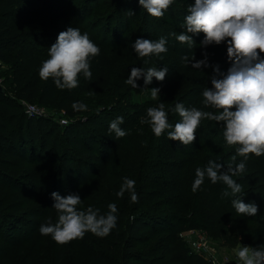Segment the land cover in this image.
<instances>
[{
	"label": "rangeland",
	"instance_id": "obj_1",
	"mask_svg": "<svg viewBox=\"0 0 264 264\" xmlns=\"http://www.w3.org/2000/svg\"><path fill=\"white\" fill-rule=\"evenodd\" d=\"M58 3L59 0H52ZM102 0H96L101 2ZM128 2L130 7L139 6V12L135 18L133 29L130 32H119L121 39L116 40L112 32L106 43L95 41L98 31L106 25V17L111 12L112 7L122 2ZM104 7L95 8L94 3H87V0H78L75 7H82L80 10L81 22L78 23V16L66 21V17L59 22L51 24V20H44L42 26L45 46L48 48L55 43L58 34L67 30L68 27L79 28L81 33H87L90 40L100 48V54L90 61L91 80L85 77L81 79V88L85 90L86 96L76 94L73 102H81L87 105L86 111H76L69 104L66 109L58 107V99L62 89L58 93L52 104L43 107L45 118L50 123L62 128L60 120L65 119L67 123L76 120H85L98 111L112 109L109 115L101 114L97 116V122L91 123L89 127L96 128L101 136H106L104 129L99 122H111L118 116L123 118L134 117V121L127 124L124 131L126 136L114 142L108 161L99 169L91 172L87 180L79 185H65L57 178L59 162L57 159L46 160V154L39 157L20 158L16 155L4 157L0 162V170L4 177L0 178V213L4 216L0 218V224L10 226L7 235L0 234V247L3 249V256L0 264H97V260H103L105 264H132L135 254L147 259L151 264H186L184 254L180 248V240L188 244L190 238H194L196 233L202 232L207 235L209 245L212 249L211 256H206L205 261L211 264H239L235 255V250L242 246V243L235 242L232 238L213 239L206 230L201 228L186 229L182 221L169 223L167 227L158 224L150 227L142 223V211L149 210L159 214L175 213L177 208L184 206V212L191 209L188 193L177 197L179 191H172L167 194V175H160L158 171L148 168L143 162L145 157V143L143 142L147 129L143 130L144 123L137 115H132L128 107L130 104L148 105L158 107L164 103L167 116L171 118L174 112L169 113L172 103L178 102L185 105L189 100H203L202 91L206 87H211V77L217 75L214 67L218 66L220 73H226L232 62L227 56V42L219 45L212 44L206 47L201 46L204 34L192 35L195 42L192 46L186 44L189 50L187 61L202 60L207 57L209 67L200 69L189 67L183 68L176 77L168 78L160 82L153 78L151 84L145 86L143 78L137 81L139 87L132 88L126 83L132 67L147 69L155 67L162 69L164 60L160 56L152 55L149 58H140L134 51L129 52L127 40L133 37L147 39L142 36V15L146 12L138 0H104ZM102 2V3H103ZM194 0L186 3L189 7ZM79 5V6H78ZM107 6H112L107 8ZM27 8V7H26ZM165 24L170 21L165 17L156 18ZM114 28L111 24L110 29ZM178 34L186 33L184 24H180ZM42 33V32H41ZM120 36V35H119ZM10 37L5 27L0 25V45ZM116 45H113V44ZM264 56V54H262ZM145 59L148 63H145ZM8 69L7 64L0 58V72ZM2 81V76H0ZM159 88V96L153 99L150 89ZM177 104V103H176ZM199 110V106H195ZM206 111H211L212 107L204 106ZM210 109V110H209ZM217 110V109H215ZM219 110H217L218 112ZM147 118V117H146ZM130 122V121H129ZM172 123L174 119L172 118ZM171 124V123H170ZM202 123H200V126ZM173 125V124H171ZM174 127V125H173ZM150 128V127H149ZM168 132L172 129H166ZM152 132V131H151ZM64 139L56 134L51 135L50 143L56 142L59 146ZM178 142V141H174ZM38 149V147H37ZM176 150V149H173ZM38 151V150H37ZM211 156V154H208ZM175 156V155H174ZM197 162L201 163L202 157L198 156ZM171 160H173L171 158ZM171 175L169 180V190L175 181L180 169H163ZM164 179H161V177ZM135 180V191L138 195V202L133 203L130 194L126 191L122 198L116 196L124 182V178ZM148 177L150 179L148 180ZM6 178V179H5ZM141 182H143L141 184ZM142 187L149 190L144 192ZM57 192L61 196L68 194H78L82 202L78 206L79 210H86L89 206L99 209L100 214L109 211V204H116L117 225L106 237H97L86 233L83 239H76L67 244H57L50 235H41L39 228L42 224L55 223L58 220V213L52 207L54 200L51 193ZM184 196L187 198L183 199ZM172 203L166 205V202ZM143 201V204H141ZM145 220V219H143ZM228 236L236 233L233 227L227 226ZM132 245L134 252L129 249ZM189 245V244H188ZM245 246V245H243ZM264 246L260 244L261 247Z\"/></svg>",
	"mask_w": 264,
	"mask_h": 264
},
{
	"label": "trees",
	"instance_id": "obj_2",
	"mask_svg": "<svg viewBox=\"0 0 264 264\" xmlns=\"http://www.w3.org/2000/svg\"><path fill=\"white\" fill-rule=\"evenodd\" d=\"M104 0H87L94 3L95 8L104 7ZM192 0H175V2L164 13L170 24H165L151 17L147 12L142 15V36L147 39L158 40L163 37L166 39L168 51L159 56L164 60V67L168 68L165 79L174 78L183 69L190 65V60L185 61L188 55L186 44L177 40L178 28L184 24L185 17L188 15L186 3ZM78 0H59L58 3L52 0H0V25L5 27L10 37L0 45V58L7 64L8 69L0 72L2 76L1 86L4 92H0V162L7 156L16 155L20 158L39 157L46 154L47 159H57L60 171L57 178L65 185H79L85 182L90 173L101 168L109 159L114 142L121 140L116 138L114 132L109 131V123L99 122L106 129V136H101L96 128L89 127L91 123L97 122V116L101 114L109 115L112 109L98 111L97 114L88 116L84 121H70L61 129L55 124L49 126L50 121L45 117H28L25 115L21 101L35 103L43 108L53 103L58 89L53 80L47 81L39 77V70L42 62L49 58L48 46H45L44 37L41 30L45 24L44 20H51V24L59 22L66 17V21L78 16L82 7L76 9ZM103 2V3H102ZM79 6V5H78ZM27 7V8H26ZM112 6H107V8ZM129 10L134 14H129ZM139 12V6L130 7L128 2H122L112 7L111 12L106 17V25L102 27L94 37V40L101 44L106 43L111 37L112 32L116 36L115 41L121 39L119 32H130L133 29L135 18ZM111 24L114 28L110 29ZM42 32V33H41ZM111 34V35H110ZM120 35V36H119ZM203 35L200 33L199 36ZM117 40V41H118ZM135 42L133 37L127 40L129 52L134 51L131 45ZM113 45H116L115 43ZM192 61V60H191ZM79 75V85L74 89H62L58 101L60 109H66L73 102L76 94L86 96V92L81 88ZM169 107V113L174 112V123L172 118L167 116L168 122L175 125L180 121L178 113L174 111L175 105ZM183 105L186 108L199 106V110L206 111L203 100H189V104ZM148 105L130 104L128 109L140 118L147 117ZM111 110V111H110ZM210 110V109H209ZM213 113H218L212 108ZM130 121V122H129ZM134 121V117L124 118L120 125L124 130L127 124ZM196 132V139L187 146L180 142L168 139V131L156 137L151 132L149 124L144 123L141 129L146 130L145 138V157L143 162L153 171H158L160 175H167L168 182L163 184L167 187L165 192L170 194L172 191H179L177 197L188 193L191 209L183 214L184 206L177 208L175 213L159 214L153 211H142L141 221L150 227L162 224L167 227L169 223L182 221L186 229L201 228L206 230L213 239L232 238L237 243L245 246L259 248L264 245V155L256 157L249 154L246 161L237 154L238 145L229 146L223 136V122H216L204 118ZM150 127V128H149ZM56 134L63 140L59 146L56 142L50 143L51 135ZM38 147V149H37ZM176 149V150H173ZM38 150V151H37ZM208 154H211L209 156ZM175 155V156H174ZM198 156L202 157L201 163L197 162ZM235 157V161H233ZM171 158L173 160H171ZM209 161H214L223 165L221 172L227 171L228 164H238L244 162L246 170L232 178L242 186V192L236 196L231 195V189L223 182L213 184L207 177L200 188L193 192L192 184L195 180L197 168H205ZM178 167L180 172L177 174L169 190V180L171 175L163 169H175ZM4 177L0 170V178ZM161 179L162 176H160ZM6 179V178H5ZM150 177H148V180ZM143 182H141L142 184ZM144 192H149L142 187ZM227 191L228 196L222 194ZM187 198L184 196L183 199ZM241 198L244 203H255L258 206L256 216H246L238 214L232 206V200ZM166 202V205H170ZM143 204V201H141ZM2 203L0 202V207ZM4 216L0 213V218ZM145 219V220H143ZM227 226L233 227L235 234L228 236ZM10 226L0 224V234L7 235ZM11 228V227H10ZM180 248L184 254L186 264H211L203 257L193 252L189 245L180 240ZM129 251L134 252V246ZM3 249L0 247V258L3 256ZM135 261L132 264H151L142 256L137 254L132 257ZM97 264H105L103 260H97ZM121 264H126L122 263Z\"/></svg>",
	"mask_w": 264,
	"mask_h": 264
},
{
	"label": "clouds",
	"instance_id": "obj_3",
	"mask_svg": "<svg viewBox=\"0 0 264 264\" xmlns=\"http://www.w3.org/2000/svg\"><path fill=\"white\" fill-rule=\"evenodd\" d=\"M139 5L154 18H162L164 13L175 0H138ZM184 27L186 33L177 36L181 43L195 44L192 35L204 34L201 46L219 45L227 42V56L232 62L226 73H220L219 67H214L211 87L202 91L203 104L219 110L218 113L201 111L196 107L186 108L183 103H177L174 111L181 118L174 127L168 122L164 103L158 107L147 109V118H141V123L150 125L156 137H160L166 129L168 139L178 141L182 145L192 144L196 139V132L201 120L207 118L216 122H223V136L229 146L238 145L237 154L246 161L249 154L256 157L264 155V0H194L188 7ZM129 14H134L129 10ZM167 41L161 37L158 40L137 38L131 45L140 58H149L166 53ZM100 54V48L93 43L87 33H81L79 28L68 27L61 31L55 43L49 47V58L42 62L39 77L47 81L51 78L57 88L74 89L79 85V75L91 80L90 61ZM187 61L188 57H184ZM194 60V57L192 61ZM190 61V63L192 62ZM145 63L148 60L145 59ZM193 68L209 67L207 57L191 63ZM168 68L157 69L149 67H132L126 83L137 88V81L141 78L144 85L152 83L153 78L164 81ZM151 96L156 99L159 88L150 89ZM76 111H86L87 105L73 102ZM124 118L116 117L109 124V131L115 133L116 138H123L126 132L121 129ZM235 161V157H233ZM223 165L209 161L208 165L197 168L192 191H197L207 177L213 184L223 182L231 195L242 192V186L232 177L243 173L246 164H228L227 171L221 172ZM135 180L124 178L116 196L122 198L127 191L133 203L138 202L135 191ZM223 196H228L225 191ZM54 200L53 208L58 213L55 223L42 224L39 228L41 235L48 236L60 245L76 239H83L86 233L97 237H106L117 225L116 204L108 205L109 211L100 214L99 209L89 206L86 210H79L82 199L72 193L61 196L57 192L51 193ZM232 206L236 212L246 216H256L258 206L255 203H244L241 198L233 199ZM239 264H264V246L259 248L240 246L235 250Z\"/></svg>",
	"mask_w": 264,
	"mask_h": 264
},
{
	"label": "built area",
	"instance_id": "obj_4",
	"mask_svg": "<svg viewBox=\"0 0 264 264\" xmlns=\"http://www.w3.org/2000/svg\"><path fill=\"white\" fill-rule=\"evenodd\" d=\"M0 81V85H1ZM25 115L28 117H45L44 108L37 106L35 103H30L26 101H21ZM64 126L67 121L65 119L60 120ZM189 247L199 256L206 258V256H211V248L209 245V239L206 234L199 232L196 233L194 238H190L188 241Z\"/></svg>",
	"mask_w": 264,
	"mask_h": 264
},
{
	"label": "water",
	"instance_id": "obj_5",
	"mask_svg": "<svg viewBox=\"0 0 264 264\" xmlns=\"http://www.w3.org/2000/svg\"><path fill=\"white\" fill-rule=\"evenodd\" d=\"M0 92H4V89L1 85H0Z\"/></svg>",
	"mask_w": 264,
	"mask_h": 264
}]
</instances>
